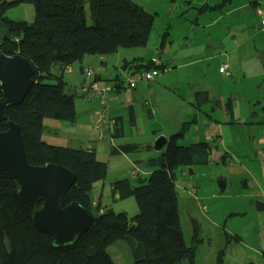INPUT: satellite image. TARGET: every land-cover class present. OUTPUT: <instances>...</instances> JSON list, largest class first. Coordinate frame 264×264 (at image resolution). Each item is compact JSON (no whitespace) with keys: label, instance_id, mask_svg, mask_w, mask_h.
<instances>
[{"label":"trees","instance_id":"obj_1","mask_svg":"<svg viewBox=\"0 0 264 264\" xmlns=\"http://www.w3.org/2000/svg\"><path fill=\"white\" fill-rule=\"evenodd\" d=\"M229 2L218 0L213 7L203 5L199 10L220 11ZM26 3L34 8L31 23L6 17L8 10ZM154 17L132 0H0V30L3 32L0 54L20 55L34 69L28 94L18 106L7 108L6 118L19 126L29 164L52 163L75 175V183L63 196L62 207L76 202L93 219L90 228L76 242L56 247L51 235L34 226V208L21 200L13 179L0 174V264H114L106 249L125 239L136 244L132 248L133 264H195L196 246L202 242L200 230L191 220L193 245L186 246L178 218L175 187L176 174L184 172L182 168L192 170L209 162L212 146L208 143L187 146L177 143L195 123L194 119L182 123L179 130L169 136L165 149L157 157L139 163L152 169L147 177L138 171L134 178L128 176L111 183L112 200L135 198L138 213L130 218L124 212L103 208L102 203L99 205L91 198L94 184L104 181L107 174V163L97 159L93 147L73 149L50 145L42 139L44 119L76 121L74 98L86 85H101L98 81L102 78L97 79V76L101 67L105 71L106 57L119 54L120 49L147 45ZM166 35L167 31L162 35L160 47ZM92 58L98 63L96 67L101 64L97 74L92 69L84 71L85 61ZM152 60H124L120 66L122 78L121 74H116L112 84L107 80L102 83L112 86L113 92L124 89L122 79L126 73L162 68L163 65L155 67ZM74 63L80 65V72L87 78L93 76L92 81H85L80 89L70 88L63 79L65 73H71ZM79 94L84 98L81 92ZM93 98L100 100L97 96L87 100ZM196 99L199 104L210 101L206 91L197 92ZM211 103L221 104L217 100ZM101 105L104 107L102 102ZM224 106L225 111L231 112L230 102ZM111 118L114 124L110 130L101 140L95 136L94 141L108 139L112 156L140 151L139 144L114 145L113 138L122 136V128L119 119ZM113 127L117 134L112 136ZM5 130L3 120L0 132ZM254 206L264 212V203L255 201ZM229 235L224 232L225 242ZM231 237L235 241L240 239L235 235ZM222 256L223 250H220L216 264H227Z\"/></svg>","mask_w":264,"mask_h":264},{"label":"rangeland","instance_id":"obj_2","mask_svg":"<svg viewBox=\"0 0 264 264\" xmlns=\"http://www.w3.org/2000/svg\"><path fill=\"white\" fill-rule=\"evenodd\" d=\"M132 1L147 7V4L141 0ZM189 1L195 4L190 6ZM206 1H208V7H213L217 0H154L153 5L157 7V14L160 16H156L154 20L147 45L141 48L120 49L119 55L126 59L148 55L150 52L153 55H160L162 35L165 31H167V35L163 42L162 51L165 52L170 40L172 42L171 53H174L179 44L184 42L185 45L176 58L178 61L183 59L190 64L179 69L175 74H177L178 79L185 78L186 80L182 81H187L188 84L179 86L178 91L184 93L183 97L188 99V94L191 91L195 89L206 90L211 102L217 100L221 103V106H214L212 103L204 104L202 106L203 115L197 113V116H204V120L207 116H213L216 120L219 119V116H232L235 120L231 126L239 125L234 129L222 127V135L220 134L215 138L219 140L220 149L233 151L239 156V153L247 149L250 150L256 143L251 139H246V136L252 131L251 127L240 124L238 121L243 122L247 117L251 118L252 113L257 112V117L252 115L253 120L264 116L262 113L264 112L263 84L256 79L254 67L255 62H258L263 68L264 25H260V17L255 15V10L257 8L264 11V0H230L229 4L220 11L209 9L207 12L200 13L198 8ZM6 17L11 20L31 23L34 18L33 5L30 3L20 4L8 10ZM88 21L91 22L89 17ZM191 25L194 26V29L188 33L184 32V28ZM2 35L3 32L0 30V37ZM210 38L214 39L213 43L218 48L207 47L208 42L211 41ZM221 53L225 57L231 53V61L228 62V60H224V57H220ZM109 58H113V56H109ZM222 63H228V67L230 65L232 69L226 73H219L218 66L223 65ZM97 65L95 58H92L91 61H85L84 71L92 69L97 74ZM79 66V64L74 63L72 65L73 73L64 74V81L69 83L70 88L80 89L85 81L91 82L93 79V76L87 78L84 73H81ZM112 75L115 76L113 72ZM112 75L110 79H113ZM122 75L121 72V78ZM112 83V81L111 83L108 82V84ZM95 99L88 101L81 97L78 91L74 98L76 121L69 123L44 119V126L50 125L53 129L43 131L42 137L49 142H47L48 144L52 143L50 145H63L64 147L70 145L74 147L73 149L84 147L85 144H75L74 141H69L68 134L83 135L90 131L92 112L95 116L96 111L103 109L101 106L95 111L96 106L91 104V101L94 102ZM99 101L101 102V100ZM227 101L231 103V113L224 115L223 107ZM106 103L108 108V98ZM135 107V121L130 116H121L124 120L125 138L115 139L113 143L121 145L139 143L140 151L128 154L130 157L139 155L146 160L149 157H157L159 153L152 149L153 143L159 135L164 134L163 132L168 134L175 132L176 121L179 118L176 115L179 108L176 109L174 103H168L165 105L162 115L153 118L146 114L142 104ZM108 112L110 115L109 108ZM102 142L106 145V147L104 145L105 154H109L108 139H104ZM182 142L184 145L193 143L190 130L177 143L181 145ZM211 142L212 140L209 141V143ZM246 155L241 159L246 161L248 158L258 159L259 157L251 153H246ZM99 158L105 159L107 174L104 181L99 182L97 187L92 189L91 198L98 197L100 186L104 184L103 208L112 209L116 213L124 212L128 218L135 216L138 213V207L134 197L115 201L112 200L109 192L110 183L120 178V172L113 166L121 164L120 169L127 175L129 165L122 155L113 157L110 155V159L107 160L100 154ZM137 166L146 172L143 165L137 163ZM137 166L132 165L129 172ZM256 167L262 169L261 165ZM181 171L184 172L178 171L176 174L175 187L178 196V218L183 239L186 246L193 245L191 242V220L197 223L200 230L199 237L202 239V242L196 246L195 264H216V257L220 250H223V261L227 264H264L263 211L259 213L251 211L248 212L246 219L232 221V227L244 235V244L247 246L233 240L230 235L226 242L225 237L224 240L221 238L218 226L225 219L227 207L231 204H238L242 208H246V203L239 199H223L225 194L236 189L233 185L228 187L226 193H219V174L223 171L228 172V170L222 171V167L215 164L210 158L206 165L196 166L192 170L182 168ZM148 175L143 176L147 177ZM193 188L195 194L189 192ZM201 198L205 199L204 204H201L203 201ZM135 245L131 239L118 240L107 247L106 251L114 264H133L132 248Z\"/></svg>","mask_w":264,"mask_h":264},{"label":"crops","instance_id":"obj_3","mask_svg":"<svg viewBox=\"0 0 264 264\" xmlns=\"http://www.w3.org/2000/svg\"><path fill=\"white\" fill-rule=\"evenodd\" d=\"M141 1L145 2L147 4L146 5L147 7H144L143 5H141L138 2H135V1L134 2L137 3L138 5H140L147 12H149V13L154 12V13H152L155 16L154 20L156 19V16L157 17L160 16L159 14H157V12H158L157 7L155 5H153L154 0H141ZM217 3H218V0L214 3V5H216ZM188 4H191L190 6H192L195 3L189 1ZM207 4H208V1H206V3H203V5H207ZM207 11L208 10H205V11L199 10L200 13H204ZM169 12H170V9H169ZM255 15L257 17H259L257 14H255ZM262 19H264V11H263V16L260 17V25H262V23H261ZM193 27L194 26H192V25L190 27L187 26L186 28H184V32L188 33L189 31H192L194 29ZM209 40H211V41L208 42L207 47H211L212 49L215 48L216 46L213 43L214 39L210 38ZM170 41H169V45L165 49V52L162 51L163 47H161L160 55H153L152 52H150V53H148V55H140V56L134 57V58L143 59L144 61H148V60H152V59H158L160 62V65H163V66L161 69H158L160 72L152 82H147V83L146 82H140L138 84V86L134 89H131V90L119 89L117 92H113L112 94H108L107 98H108V108L110 111V116H112L115 120L116 119L120 120L119 123L121 125L120 127L122 128V136L119 138H122V139L125 138L124 137L125 132H124V120L121 116H125V115L130 116V117H132L133 121H135L134 116H136V114H135V109H136L135 106L136 105L139 107L140 104H142L146 114L148 116H152L153 118H155L156 116L162 115V113L165 110L166 104L174 103V107L176 109L179 108L177 111V115H176V116H179V118L176 121L175 132H177L179 130L182 123L188 122V121L194 119L195 123L192 124V126L189 128V130L191 131L192 142L193 143L205 142V143H208L209 145H211L212 149L210 151L209 159L211 158V160H213L215 164L220 165L222 167V171L228 170V172L223 171V172H220V174H219L220 177L218 179V184L223 187L222 191L221 192L219 191V193L220 194L226 193L228 190V187L233 185L234 187H236V189H233L228 194H225V196H223L224 197L223 199H232V200L233 199H236V200L239 199L241 201H244V203H246V208H242L238 204H235V205L231 204L227 207L225 219L218 226L219 232H221V238L224 240V232H226V233H229L231 236L235 235V236L239 237L240 238L239 242L242 243V245L247 246V244H244V235L242 233H240L239 231H236L232 227V221H235V219H239V220L246 219L247 214H249L248 212H251V211H253V213H259L260 211L256 209V207L254 206V202L259 201V202L264 203V123H263L264 122V116L253 120L252 115L254 114L257 117V114H258V112H257V113H252L251 118L247 117L245 119V121H243V122L238 121L240 124L249 125L252 129L250 134L246 136V139H251L256 144H255V146L251 147L250 150L247 149L244 152L239 153V156H238L233 151H229V150L226 151L224 149H220L219 148V140H217V138H215V137L220 136V134L222 135V127H228L230 129H234L239 124L235 127L231 126L232 122L235 120L232 118V116H229V117L228 116H219V119H217L219 121H217L213 116H211V117L207 116V117H205V120L203 118L204 116H197V113H200L203 115L202 106L204 104L211 103V102L207 101L204 104L203 103L199 104V100L196 99V93L202 92L204 90L195 89V90L191 91L190 94H188V99L183 97L184 93H179V91H178L179 86L184 85V84H188V83H186L187 81H182L185 78L178 79V77L176 76L177 74H175V73L179 69L183 68L186 65H189L190 63L183 60V59H182V61H178V59L176 58L177 55L179 54L181 48L185 45L184 42L179 44L178 48L174 51V53H171L170 49L172 47V44H171L172 42H170ZM216 48H218V47H216ZM231 53H230V55H231ZM230 55L228 57H225L221 53L220 57H224V60H228V62H229V61H231ZM180 57H181V55H180ZM134 58H132V59H134ZM100 59H104V58H100ZM132 59H126L125 57H122L119 54L114 55L113 58L106 57L104 59V62H105L104 65H107V66H105L106 68L104 67L105 71H104V69H102L101 64H100L101 68L97 67V68H100L99 70H101L100 73H98L97 79L102 78V80H99L98 82L101 85H104L102 83L103 80H107L109 83H111L112 79H110V76L112 75V72H113V74H115V76H116V74H121L120 66H121L122 62L124 60L129 61ZM89 61H91V59ZM262 64H263V68L260 66V63L255 62L254 67L256 70V79H258L259 82H261V84H263L262 90H263V97H264V60L262 61ZM227 65H228V63H227ZM220 67L218 66V72H219ZM231 69H232V67H230V65H229L227 72ZM71 73H73V70L71 71ZM115 76H113V79L115 78ZM92 103H93L92 106H96L95 111L97 109L101 108V106H102L99 99H95L94 102L91 101V104ZM212 105H213V103H212ZM217 106H221V105H217ZM222 107H223V105H222ZM223 109L225 111V107H223ZM226 113L229 114L231 112L225 111L224 115H226ZM262 113L264 114V112H262ZM93 117L95 120V116L92 112L91 121H90V131L87 132V134L78 135L75 133H70V134H68V136H69L68 140L74 141L75 144H85L84 147H77V148L93 147V149L95 150L97 159L99 161L105 162L104 161L105 159L101 160L99 158L100 154H102L103 158L106 157L107 160L110 159L109 158L110 154H105V148H104L105 144H103L104 142H95L94 141L95 128H94ZM145 119L147 120V118H145ZM115 123H116V121H115ZM133 124H134V122H133ZM43 125H44V122H43ZM51 129H53V127L50 125L44 126V131L45 130L50 131ZM151 132H152V130L150 131V133ZM161 132H163V131H161ZM111 133H112L111 134L112 136L114 133L117 134L115 132L114 127L111 129ZM163 133H164V135H166L168 137L170 135L174 134V133L168 134L165 132H163ZM42 139L46 143L48 142L43 137H42ZM115 139H118V138H113V140H115ZM210 140H212L211 143H209ZM50 144H52V143H50ZM126 144H129V143H126ZM133 144H139V143H133ZM114 145L118 146L121 144L116 143ZM181 145L187 146V145H184L183 142L181 143ZM60 146H63V145H60ZM67 147L74 148L70 145H68ZM105 147H106V145H105ZM108 151H110V144H109V150ZM246 153L255 154L259 157H258V159L246 157L248 159H246V161H244L241 158L244 156H247ZM119 155H122L124 157L125 161L129 165V169L132 165L137 166V163L139 164L140 162L147 161L146 159H142V157H140L139 155H137L136 157L135 156L130 157V155H128V154L126 155L123 153L119 154ZM223 156H225V157H223ZM149 158H152V157H149ZM140 164H142V163H140ZM259 165L262 166V169H258L256 167ZM201 166H203V165H201ZM120 167H121V164L118 166H116V165L113 166L114 169H116L120 172V178L119 179H123V178L128 177L129 169L127 171V175H125L124 171L121 170ZM137 168L139 169L138 170L139 173H141L142 175H148L152 170V169H148L145 167L146 168V172H145L143 169L139 168L138 166H137ZM119 179H115V180H119ZM98 183H95L93 188L97 187ZM110 188H111V183L109 185V192L111 195ZM191 190H193L194 194H195V189L193 188ZM103 195H104V184H102L100 186V193H99L98 197H94L93 200H97L96 203L101 205ZM115 198H117V197L115 196ZM201 200H203L201 204H204L203 202L205 201V199L201 198ZM228 224H229V227H227ZM261 232H263V231H261Z\"/></svg>","mask_w":264,"mask_h":264},{"label":"water","instance_id":"obj_4","mask_svg":"<svg viewBox=\"0 0 264 264\" xmlns=\"http://www.w3.org/2000/svg\"><path fill=\"white\" fill-rule=\"evenodd\" d=\"M32 65L20 55L0 54V122L6 130L0 132V174L13 179L22 201L34 208L32 221L42 233L52 236L56 247L76 242L92 225V216L80 204L71 202L62 207L65 192L75 183V175L52 163L40 166L28 163L20 128L6 110L18 106L28 94L33 81ZM169 137L159 135L152 149L161 153ZM220 192L223 187L218 185Z\"/></svg>","mask_w":264,"mask_h":264},{"label":"built area","instance_id":"obj_5","mask_svg":"<svg viewBox=\"0 0 264 264\" xmlns=\"http://www.w3.org/2000/svg\"><path fill=\"white\" fill-rule=\"evenodd\" d=\"M256 14L260 17L263 16V11L261 9L255 10ZM262 25H264V19L261 21ZM153 65L159 66L160 62L158 59H153L152 60ZM228 65L223 64L219 72L220 73H225L227 72ZM158 75V69H150L148 71H139V72H131V73H126L125 76L123 77V87L125 90H131L134 89L138 86L140 82H152L156 76ZM114 88L109 85H98V84H89L88 87L87 85L84 86L79 92L84 96L86 99H90L93 96H97L100 98L102 104H103V109L101 111H96L95 116L96 120L94 123V128H95V136L98 140H101L104 136V134L107 133L108 130L112 127L114 124V120L110 117L108 108L106 105L107 101V94L112 93ZM138 173V170L136 168H133L129 172L130 178H134ZM190 192L193 193V190H190Z\"/></svg>","mask_w":264,"mask_h":264},{"label":"clouds","instance_id":"obj_6","mask_svg":"<svg viewBox=\"0 0 264 264\" xmlns=\"http://www.w3.org/2000/svg\"><path fill=\"white\" fill-rule=\"evenodd\" d=\"M256 13V12H255ZM260 17V16H259ZM228 70V69H227ZM226 73V72H225ZM159 74V73H158ZM113 93V92H112Z\"/></svg>","mask_w":264,"mask_h":264}]
</instances>
